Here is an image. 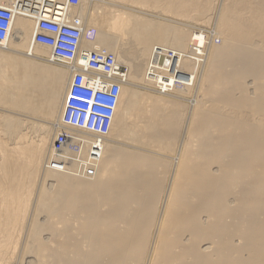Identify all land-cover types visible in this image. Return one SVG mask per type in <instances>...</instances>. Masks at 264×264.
I'll return each instance as SVG.
<instances>
[{
    "label": "bare ground",
    "instance_id": "1",
    "mask_svg": "<svg viewBox=\"0 0 264 264\" xmlns=\"http://www.w3.org/2000/svg\"><path fill=\"white\" fill-rule=\"evenodd\" d=\"M93 1L82 47L125 69L96 159L70 132L48 165L72 75L34 21L0 47V264H264V0Z\"/></svg>",
    "mask_w": 264,
    "mask_h": 264
},
{
    "label": "built area",
    "instance_id": "2",
    "mask_svg": "<svg viewBox=\"0 0 264 264\" xmlns=\"http://www.w3.org/2000/svg\"><path fill=\"white\" fill-rule=\"evenodd\" d=\"M78 4L79 0H0V47L8 42L17 16L30 18L35 24L31 44L46 48L50 60L65 65L72 75L61 116L64 131L57 133L52 142L55 157L48 164L56 171L65 169L60 158L68 147L76 155L80 150L78 143L72 145L70 132L92 137L89 156L96 159L110 131L124 84L125 69L117 66L111 54L83 49V43L94 42L96 31L70 17L69 11ZM73 162L76 174L94 175L93 164L78 158Z\"/></svg>",
    "mask_w": 264,
    "mask_h": 264
},
{
    "label": "rangeland",
    "instance_id": "3",
    "mask_svg": "<svg viewBox=\"0 0 264 264\" xmlns=\"http://www.w3.org/2000/svg\"><path fill=\"white\" fill-rule=\"evenodd\" d=\"M95 2H97L98 4L95 3ZM93 3L97 4V6L99 5V7H100V5L103 6V3H101L99 0H95V1H93ZM97 6H96V7H97ZM212 28H213V29H212ZM205 29H207L206 31H211V32H212V31L214 30V25H213V26L210 25L209 28H205ZM205 29H204V30H205ZM208 29H209V30H208ZM210 36H212V34H211ZM219 40L221 41L220 37H219V39H218V36H217V39H216V36L213 37V43H214V45H219V44H221V42H220Z\"/></svg>",
    "mask_w": 264,
    "mask_h": 264
}]
</instances>
